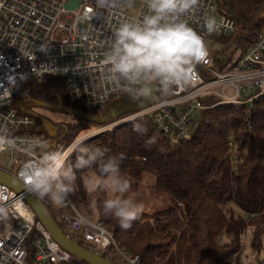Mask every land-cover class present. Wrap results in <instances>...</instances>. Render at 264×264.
Instances as JSON below:
<instances>
[{"label":"built area","instance_id":"1","mask_svg":"<svg viewBox=\"0 0 264 264\" xmlns=\"http://www.w3.org/2000/svg\"><path fill=\"white\" fill-rule=\"evenodd\" d=\"M71 1L77 4L69 7ZM146 12V0H134L133 6L118 10L100 8L96 0H0V127L8 129L17 142L14 148L0 150V170L15 173L26 188L18 193L0 183V201L10 207L7 218L0 219V264H82L53 239L25 199L33 194L20 178L32 159L26 155L25 141L44 140L54 150H66L76 140L88 141L146 116L167 139L181 141L191 137L198 111L223 104L246 106L247 125L253 128V110L264 100V29L246 48L241 46L235 62L227 55L214 60L209 50L206 62L196 65V78L188 85L175 87L167 97L87 131L69 144L52 145V137L38 132L36 118L17 107L27 94V84L35 78L62 76L74 101L88 109L105 108L125 94L114 90L116 86L107 79L103 59L108 42L122 22L139 19ZM207 17L215 18L219 25L212 35L205 32ZM184 19L205 36V41L230 36L240 29L239 22L218 0H200ZM203 98L214 101L204 103ZM228 149L232 159L238 161L237 144L231 139ZM7 150L11 151V159L8 167L2 168V153ZM41 200L70 238L94 244V252L107 255L116 264H141L139 255L118 246L103 220L82 214L71 194L70 202L63 207ZM81 215L89 222L80 223Z\"/></svg>","mask_w":264,"mask_h":264},{"label":"trees","instance_id":"2","mask_svg":"<svg viewBox=\"0 0 264 264\" xmlns=\"http://www.w3.org/2000/svg\"><path fill=\"white\" fill-rule=\"evenodd\" d=\"M218 1L240 24L237 32L222 39H235L246 48L264 29V0ZM167 96L153 87L151 99L134 101L125 93L103 109H88L70 97L64 77L49 76L31 80L25 98L73 108L77 115L100 127ZM202 100L210 103L214 98ZM27 105L22 100L17 102L21 111H26ZM36 120L38 132L47 134L42 121ZM196 121L191 137L181 141L167 139L146 116L84 142L106 147L109 156L124 154L121 171L131 182L132 192L139 191L146 176L152 175L156 194L167 204L154 212L143 211L125 230L103 215L101 203L106 194L94 198L93 210L118 246L139 255L141 264H239L247 240L257 253L263 249L264 100L253 110L252 129L247 125L246 106L223 104L201 110L196 113ZM136 123L147 131H134ZM64 126L58 137L69 144L79 136L83 124ZM230 139L240 154L236 162L229 153ZM75 158L73 153L70 160L74 163ZM74 189L87 207L90 191L82 179L78 178Z\"/></svg>","mask_w":264,"mask_h":264},{"label":"clouds","instance_id":"3","mask_svg":"<svg viewBox=\"0 0 264 264\" xmlns=\"http://www.w3.org/2000/svg\"><path fill=\"white\" fill-rule=\"evenodd\" d=\"M100 8L113 10L131 7L134 0H96ZM200 0H146L147 12L139 19L126 20L114 31L104 52L103 64L107 79L134 101L153 98V87L170 94L175 87L188 85L196 78V65L209 56L205 36L194 30L184 19ZM205 32L218 31L215 18L204 21ZM135 119V117H133ZM134 131L147 128L139 123ZM154 142L149 141V143ZM16 141L8 129L0 127V150L14 148ZM26 155L32 159L22 170L21 180L27 189L56 207L70 202L78 178L91 193H104L101 210L122 229L132 227L145 206L132 194V184L121 171L124 154L107 155L109 149L87 145L76 140L66 150H54L44 140H27ZM75 153V162L70 160ZM78 173L80 176L78 177ZM86 173V174H85ZM10 207L0 201V219L7 218ZM80 223H88L79 216Z\"/></svg>","mask_w":264,"mask_h":264},{"label":"rangeland","instance_id":"4","mask_svg":"<svg viewBox=\"0 0 264 264\" xmlns=\"http://www.w3.org/2000/svg\"><path fill=\"white\" fill-rule=\"evenodd\" d=\"M206 44L209 50L212 53L213 59L228 56L231 62H235L240 54H241V45L238 44V41L235 39H222V38H208L206 39ZM27 98H23L22 102H24ZM28 100V99H27ZM47 104V103H46ZM27 105V104H26ZM48 106H41L35 103H29L27 105L26 113L28 114H37L44 116L51 120L55 125L57 124H79L82 123L83 126L79 132V135L84 134L87 131L97 128V124H93L91 122H87L84 118L76 114V111L73 108L68 107H58L47 104ZM113 121V120H112ZM110 121V122H112ZM92 139V138H91ZM11 159V151L7 150L2 153L1 158V166L2 168H7L8 163ZM13 173V171H12ZM99 193L93 194L90 192V204L85 207L82 202H80L76 191L74 189L71 197L79 211L92 219H99L96 212H94V198ZM132 194L144 204L145 212H154L159 209H163L166 207V202L156 194V190L154 188V177L152 175H147L139 191L132 192ZM247 240V239H246ZM247 250L243 252L241 256V260L239 264H264V246L261 253H257L253 249L250 248L249 240H247ZM108 258L107 255L101 254Z\"/></svg>","mask_w":264,"mask_h":264},{"label":"water","instance_id":"5","mask_svg":"<svg viewBox=\"0 0 264 264\" xmlns=\"http://www.w3.org/2000/svg\"><path fill=\"white\" fill-rule=\"evenodd\" d=\"M76 4V1H71L70 3H68V6L74 7V5ZM29 103L48 106L46 103L29 99H26L23 102L24 105ZM31 115L36 119L42 121L43 127L45 128L47 134L54 139L52 145H55L62 140V137H58V135L59 131L63 127H65L64 125L57 126L53 122H51V120L44 116L37 114ZM0 183L11 187L18 193H23L26 191L25 186L16 178L15 173L10 174L8 172L0 170ZM25 199L32 209L33 213L35 214L36 218L42 223V225L50 233L53 239L78 261L86 264H116L109 258H106L105 256L94 252L92 250V246H94V244L88 243L80 238L74 240L67 236L52 216L48 207L39 197L34 194H28Z\"/></svg>","mask_w":264,"mask_h":264},{"label":"flooded vegetation","instance_id":"6","mask_svg":"<svg viewBox=\"0 0 264 264\" xmlns=\"http://www.w3.org/2000/svg\"><path fill=\"white\" fill-rule=\"evenodd\" d=\"M57 126H59V125H57ZM60 126H61V125H60ZM60 131H61V130H60ZM60 131H59V132H60Z\"/></svg>","mask_w":264,"mask_h":264}]
</instances>
